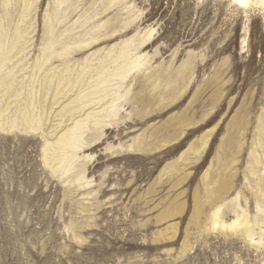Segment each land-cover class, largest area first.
Listing matches in <instances>:
<instances>
[{
    "label": "rangeland",
    "instance_id": "obj_1",
    "mask_svg": "<svg viewBox=\"0 0 264 264\" xmlns=\"http://www.w3.org/2000/svg\"><path fill=\"white\" fill-rule=\"evenodd\" d=\"M122 1L0 0V264H264V5Z\"/></svg>",
    "mask_w": 264,
    "mask_h": 264
},
{
    "label": "bare ground",
    "instance_id": "obj_2",
    "mask_svg": "<svg viewBox=\"0 0 264 264\" xmlns=\"http://www.w3.org/2000/svg\"><path fill=\"white\" fill-rule=\"evenodd\" d=\"M117 2H120V1H122V0H116ZM225 1H229V2H233V3H235L236 5H238V6H243V7H247V8H253V7H256V6H258L259 4L260 5H264V0H225ZM123 2V1H122ZM61 4H63V3H61ZM264 7V6H263ZM47 27H50V32H51V30H52V24H51V22L49 23L48 21H47ZM65 26V25H64ZM97 30V29H96ZM20 39V38H19ZM98 39V38H97ZM96 40V39H95ZM94 40V41H95ZM62 44V43H61ZM15 45L14 46H11V47H9L8 45H7V43L4 41V39H3V32H2V29H0V72H1V69L3 70V66H1V65H3L4 64V60L2 59L3 58V56L5 55L7 58H8V55L9 54H11L14 50H15ZM54 48V47H53ZM50 45L49 46H47V50L48 51H51V49H53ZM20 51V50H19ZM18 51V52H19ZM69 51H70V49H64L63 50V52L62 53H58L57 51H55L54 50V52H53V54H52V56L53 57H58V58H65L66 56H69ZM128 51H129V48L128 49H125L124 50V53H125V58H126V56H127V54H128ZM20 53H22V52H20ZM117 57L119 58V59H122V56H121V54H119V55H117ZM110 59V58H109ZM8 60L10 61V59L8 58ZM7 60V61H8ZM116 60V59H115ZM114 60V61H115ZM140 60V59H139ZM63 63V62H62ZM105 63V62H104ZM134 63V62H133ZM136 63V62H135ZM52 64V63H51ZM128 64V63H127ZM130 64V63H129ZM128 64V66H130ZM127 66V67H128ZM138 66V65H137ZM131 67V66H130ZM125 69H126V67H124ZM125 69H123V68H121V66L117 69V71L116 72H114L113 74H112V76H122V74H124V72L126 71ZM54 73V72H53ZM99 73V72H98ZM72 74V73H71ZM1 75V74H0ZM6 76V75H5ZM55 76V75H54ZM105 76V78L104 79H106L107 80V77H109V74L107 75H104ZM104 76H102V77H104ZM92 79H93V77H92ZM91 78H90V80H92ZM61 80V79H60ZM102 81H103V78L101 79H98L97 81H96V79H95V84H93L97 89H99V92L100 93H105L106 92V90L104 89H101V88H103V86L104 85H106V84H108V81L105 83H102ZM5 81H3V83H4ZM90 82V81H89ZM93 82V83H94ZM61 83V82H60ZM6 84V83H5ZM61 86H63V85H61ZM60 86V87H61ZM60 87L58 86V88H57V90H56V97L57 96H59V95H61L62 93V91H61V89H60ZM64 89V88H63ZM96 94V93H95ZM73 95V94H72ZM91 95V94H90ZM116 95V94H115ZM54 96V97H55ZM103 98V97H102ZM56 99H58V97L56 98ZM88 99V100H87ZM81 101H82V103H83V101H84V103L82 104L81 102V104H82V106H84V108L86 107H88V106H86V105H92L93 104V102H94V98H89V96L88 97H86L84 100H82V99H80ZM85 100H87L86 102H85ZM14 101H15V99H14ZM17 101V100H16ZM114 101V100H113ZM78 102V101H77ZM102 103V102H101ZM110 103H111V101H110ZM78 105V104H77ZM107 105V104H106ZM105 105V106H106ZM79 106H80V104H79ZM104 106V107H105ZM112 106V105H111ZM114 106V105H113ZM92 107V106H91ZM46 108V107H45ZM83 108V109H84ZM108 105L105 107V108H103L102 110L103 111H101L100 112V110H101V108H100V110H99V113H97V111H95L94 109H93V112H92V114H90L89 113V115L87 116V118H86V122H84V123H82V124H80V125H77L75 128H74V130H71L72 132H71V134L69 133L68 135H62V136H59V138L57 139V141L55 142V143H53V144H51V145H49V147L51 146L52 148H58V149H62V150H67L70 154H72L71 152V148L72 147H74L75 149H76V147H79V146H81V144H84V135H85V133L86 132H88L90 129H94V127H96L97 126V128H98V125H100V124H102V122L104 121V113L106 112V111H109L108 109ZM111 108H113V107H111ZM75 108H74V106H71V105H69L68 106V108H67V110L69 111V112H71V111H73ZM80 109V108H79ZM110 109V108H109ZM115 109V108H114ZM77 110H78V108H77ZM76 110V111H77ZM116 110V109H115ZM67 111V112H68ZM10 113V112H9ZM74 113H76V112H74ZM115 113V112H114ZM45 114V113H44ZM106 114H108L107 112H106ZM47 116V115H46ZM86 116V115H85ZM41 117H44L43 115L41 116ZM75 117V116H74ZM22 118V117H21ZM46 118V117H45ZM44 118V119H45ZM83 118V117H82ZM43 119V120H44ZM29 120V119H28ZM75 120V119H74ZM12 121V120H11ZM70 121H71V119H70ZM106 121V120H105ZM3 122V121H2ZM20 122V121H19ZM29 122V121H28ZM45 122H46V119H45ZM44 121H42V118H40V119H38V120H35V127H34V129H41V128H43V126H44V123H45ZM110 123V122H109ZM12 124V123H11ZM18 124V123H17ZM34 124V123H33ZM33 124H32V126H33ZM78 124H79V122H78ZM238 125V124H237ZM75 126V125H74ZM13 127H15V125H14V123H13ZM79 127V128H78ZM70 129V128H69ZM41 131H43V129L41 130ZM46 132V131H45ZM49 132V131H48ZM95 133V132H94ZM67 134V133H66ZM46 141V140H45ZM48 144V143H47ZM207 145V144H206ZM48 146V145H47ZM85 146V145H84ZM51 147H50V149H51ZM48 148V147H47ZM46 148V149H47ZM205 148V147H204ZM65 150L64 151H62L63 152V154H64V152H65ZM48 151H49V149H48ZM54 151V150H53ZM58 151V150H57ZM61 151V150H60ZM66 153V152H65ZM69 153H67V154H69ZM74 153V152H73ZM202 153V152H201ZM62 155V154H61ZM64 156V155H63ZM49 158V157H48ZM220 159V158H219ZM254 160H255V162L257 163V164H259V159H258V157L257 156H254ZM53 162V161H52ZM260 165V164H259ZM258 171V170H257ZM81 172V171H80ZM84 174V173H83ZM264 175V174H263ZM81 178V177H80ZM263 180V179H262ZM259 185V184H258ZM263 189V188H262ZM259 191V190H258ZM261 191V190H260ZM208 192V191H207ZM263 194V193H262ZM261 197V196H260ZM263 197V196H262ZM221 207V206H220ZM227 207V206H226ZM229 208V207H228ZM260 208V207H259ZM216 209H217V207H216ZM215 209V210H216ZM238 209V208H237ZM222 210H223V207H221V208H218L211 216H212V221H213V229L215 228V230H217V228H221L220 230H223V229H231V228H237V227H241V229L243 228L248 234V236L249 235H251L252 236V240H254V235H256L255 234V230H254V228H253V226L251 225L252 223L250 222V220L247 218V215H245L244 214V211H240V212H238L237 213V218H236V220H234L233 222H231V223H227L226 221H224V219H223V217H222ZM224 210H226L225 208H224ZM233 211V210H232ZM239 211V210H238ZM260 212H261V210H259ZM264 211V210H263ZM227 212H229V211H227ZM264 213V212H263ZM229 214V213H228ZM234 214V213H233ZM236 214V213H235ZM262 219H263V225H264V215H262V217H261ZM257 221V220H256ZM254 222V221H253ZM255 223V222H254ZM258 225V224H257ZM256 225V226H257ZM260 225L261 224H259V227H260ZM255 226V225H254ZM261 227H262V225H261ZM260 227V228H261ZM257 228V227H256ZM255 228V229H256ZM212 229V230H213ZM240 229V228H239ZM240 229V230H241ZM232 230V229H231ZM235 230V229H234ZM254 230V231H253ZM223 231H225V230H223ZM243 231V230H242ZM206 232V231H205ZM234 232V231H233ZM245 232V233H246ZM204 233V232H203ZM257 233V232H256ZM260 233V232H259ZM259 233H257V234H259ZM264 233V231L262 232V234H260V235H264L263 234ZM261 236V237H262ZM258 237V236H257ZM248 239V238H247ZM250 241H251V239H250ZM255 243V242H254ZM258 244V243H257Z\"/></svg>",
    "mask_w": 264,
    "mask_h": 264
}]
</instances>
